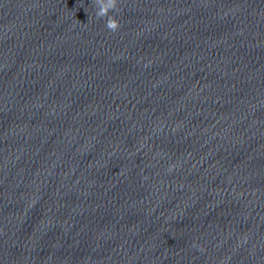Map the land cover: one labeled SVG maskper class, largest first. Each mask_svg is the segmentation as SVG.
I'll list each match as a JSON object with an SVG mask.
<instances>
[{
  "label": "water",
  "instance_id": "obj_1",
  "mask_svg": "<svg viewBox=\"0 0 264 264\" xmlns=\"http://www.w3.org/2000/svg\"><path fill=\"white\" fill-rule=\"evenodd\" d=\"M96 12L0 0V264H264V0Z\"/></svg>",
  "mask_w": 264,
  "mask_h": 264
},
{
  "label": "clouds",
  "instance_id": "obj_2",
  "mask_svg": "<svg viewBox=\"0 0 264 264\" xmlns=\"http://www.w3.org/2000/svg\"><path fill=\"white\" fill-rule=\"evenodd\" d=\"M93 3L97 8L96 17L98 19L107 17L105 27L113 33L118 32L121 28V23L115 15L111 14L119 9L120 0H93ZM78 22L80 21L78 20ZM174 168L175 165L170 167L168 171L171 172ZM194 247H198L200 251H204L199 245H194Z\"/></svg>",
  "mask_w": 264,
  "mask_h": 264
}]
</instances>
